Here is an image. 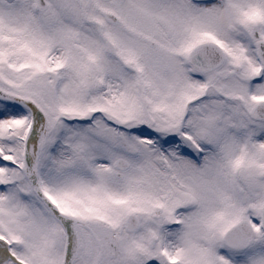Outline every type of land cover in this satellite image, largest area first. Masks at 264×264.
Returning a JSON list of instances; mask_svg holds the SVG:
<instances>
[{"label": "snow or ice", "instance_id": "snow-or-ice-1", "mask_svg": "<svg viewBox=\"0 0 264 264\" xmlns=\"http://www.w3.org/2000/svg\"><path fill=\"white\" fill-rule=\"evenodd\" d=\"M0 264H264V0H0Z\"/></svg>", "mask_w": 264, "mask_h": 264}]
</instances>
